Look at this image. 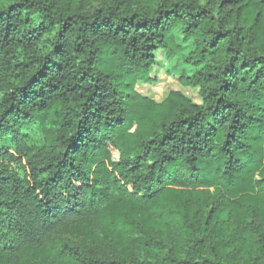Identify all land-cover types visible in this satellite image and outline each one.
<instances>
[{
	"label": "trees",
	"instance_id": "16d2710c",
	"mask_svg": "<svg viewBox=\"0 0 264 264\" xmlns=\"http://www.w3.org/2000/svg\"><path fill=\"white\" fill-rule=\"evenodd\" d=\"M184 44L200 104L135 90ZM0 161V264H264V0H0Z\"/></svg>",
	"mask_w": 264,
	"mask_h": 264
},
{
	"label": "rangeland",
	"instance_id": "374dc122",
	"mask_svg": "<svg viewBox=\"0 0 264 264\" xmlns=\"http://www.w3.org/2000/svg\"><path fill=\"white\" fill-rule=\"evenodd\" d=\"M189 48V44H184V49L173 61L167 60L162 50L155 51L156 62L150 68V75L153 80L149 82L139 81L135 86V90L152 102H162L170 92L180 91L194 103L200 104L202 99L198 94V88L185 86L179 81V75L181 73L190 74L193 71V67L184 64L182 61V55L186 53ZM55 128V124L49 119H46L27 124L20 132L24 134L29 143L39 146L51 140ZM10 143L11 140H8L9 145H11ZM0 165L12 170H19L15 164L9 162H2ZM145 231L147 232V230ZM137 236L139 235L136 232L129 234L121 233L119 235L113 233L90 235L85 229L79 228L59 232L54 236V239H70L77 242L82 248L92 245L100 255H105L119 243L126 242L130 240V238L132 239ZM169 236L175 241L174 248L178 249V244L182 243L184 240L180 230L174 229ZM168 249V247H165L161 249V252L166 253Z\"/></svg>",
	"mask_w": 264,
	"mask_h": 264
}]
</instances>
